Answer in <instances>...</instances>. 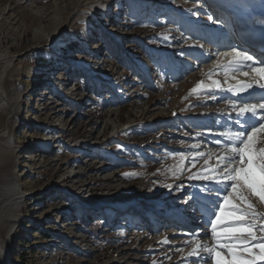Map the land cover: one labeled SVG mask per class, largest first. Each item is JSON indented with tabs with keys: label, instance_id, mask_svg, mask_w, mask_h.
<instances>
[{
	"label": "rangeland",
	"instance_id": "1",
	"mask_svg": "<svg viewBox=\"0 0 264 264\" xmlns=\"http://www.w3.org/2000/svg\"><path fill=\"white\" fill-rule=\"evenodd\" d=\"M213 17L206 0H0V207L17 199L0 220V264H214L205 250L189 253L197 239L214 246L211 220L227 189L194 177L215 175L208 169L226 151L212 128L219 112L238 113L226 94L235 80L217 67L231 49L210 44L202 60L180 53L206 34L188 20ZM221 76L211 94L192 91ZM59 78L81 114L45 96ZM129 197L145 208L196 204L201 226L188 231L162 205L156 223L136 211L127 219L118 206ZM103 201L111 207L90 208ZM166 223L175 230L160 229ZM97 224L105 236L95 240Z\"/></svg>",
	"mask_w": 264,
	"mask_h": 264
},
{
	"label": "snow or ice",
	"instance_id": "2",
	"mask_svg": "<svg viewBox=\"0 0 264 264\" xmlns=\"http://www.w3.org/2000/svg\"><path fill=\"white\" fill-rule=\"evenodd\" d=\"M224 55L231 57L225 64L218 62V67L225 74L241 71V66L250 67L257 78L256 83L264 88V62L258 67L253 66L249 63L253 62V56L235 49ZM243 74L249 75L248 72ZM230 79L236 82L229 85L227 91L239 94L253 87L251 83L237 80L235 76ZM210 87L219 89L221 82L213 80L211 85H205L201 81L192 91ZM237 107L232 103L234 110ZM258 109L264 110V103L243 104L238 108V116L246 118L251 114L254 118ZM237 123L240 124V130L222 133L228 141L225 144L226 151L217 157V167L208 169L215 175L194 177L213 180L227 192L211 220L214 246L201 245L198 239L194 240L195 247L189 255H198L201 250H205L214 264H264V237L257 236L258 231L264 232V223H260L264 221V212L257 211L252 202L255 197L264 204V147L260 146L264 144V116H260L258 124H249L248 119L242 123L238 120ZM180 155L183 160V154ZM192 235L196 236L195 233Z\"/></svg>",
	"mask_w": 264,
	"mask_h": 264
},
{
	"label": "bare ground",
	"instance_id": "3",
	"mask_svg": "<svg viewBox=\"0 0 264 264\" xmlns=\"http://www.w3.org/2000/svg\"><path fill=\"white\" fill-rule=\"evenodd\" d=\"M57 25H59V21L56 23ZM226 37V36H225ZM229 46H230V44H228V45H222V46H220L219 47V50L220 49H222V50H227V48H229ZM243 66H241V68H242ZM221 68V67H220ZM247 69H251L250 67H248ZM215 71V70H214ZM211 72H213V71H211ZM213 80H214V78H213ZM212 80V81H213ZM212 81L210 82V83H207V84H205V85H211L212 84ZM236 82V81H235ZM235 82H232V83H234L235 84ZM232 85V84H231ZM220 89V88H219ZM222 90V89H221ZM213 91H216V90H212L211 92H213ZM246 92V91H245ZM67 94H69V93H67ZM253 97H250V100L252 99ZM227 99H229V101L230 102H234L236 105H237V103L238 102H242V101H244V98L241 96V97H238V98H233L232 97V95L230 94V96L228 95V98ZM246 102V101H245ZM262 103H264V99H262ZM258 104H260V103H258ZM237 106H239V105H237ZM239 108V107H238ZM261 114H263L264 115V110H259L258 109V111H257V117H255L251 122H249V124H258L259 123V118H260V115ZM250 118H253L252 116H251V114H248V116L246 117V118H241V117H239L238 116V113L237 114H235V115H233L232 116V119H229V118H225V117H222V118H219V120L220 119H222L223 121H220V122H218V131L220 132V133H225V132H229V131H237V130H240V124H238L237 122L235 123V122H233V120H240L241 121V123L243 122V120L244 119H249L248 121H250ZM5 134H6V132H3V133H1V135H0V137H4L5 136ZM8 200H7V202H6V204H4V205H2L1 207H0V220H1V218H2V214H3V212H4V209H6L8 206H10L11 208L17 203V199L16 198H13V197H8L7 198ZM16 206V205H15ZM13 209V208H12ZM7 225H9L11 222H10V220H8L7 222H5ZM181 223V222H180ZM11 225V224H10ZM9 227V226H8Z\"/></svg>",
	"mask_w": 264,
	"mask_h": 264
},
{
	"label": "trees",
	"instance_id": "4",
	"mask_svg": "<svg viewBox=\"0 0 264 264\" xmlns=\"http://www.w3.org/2000/svg\"><path fill=\"white\" fill-rule=\"evenodd\" d=\"M102 36L105 38V42L107 43L109 48L116 47L115 43H113L105 34H103ZM58 98H60V96H58ZM66 104L68 105L70 112L72 111L74 114H81L84 110V105L80 101L71 100L67 101ZM84 221L87 222L86 219ZM88 234H90L91 238H94L95 240H97L100 236H105V233H103L102 231V226L98 224L90 227V229L88 230Z\"/></svg>",
	"mask_w": 264,
	"mask_h": 264
}]
</instances>
